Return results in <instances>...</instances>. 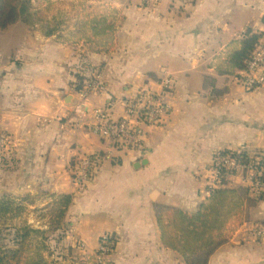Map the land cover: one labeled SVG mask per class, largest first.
I'll return each instance as SVG.
<instances>
[{"label": "crops", "instance_id": "1", "mask_svg": "<svg viewBox=\"0 0 264 264\" xmlns=\"http://www.w3.org/2000/svg\"><path fill=\"white\" fill-rule=\"evenodd\" d=\"M106 1L126 16L108 55L23 22L0 29V191L23 199L71 196L67 212L84 241L99 240V247L102 237H115L113 264H187L163 247L156 206L198 211L210 196L216 154L264 151V86L249 92L236 76L216 71L247 28L264 32V0ZM87 65L102 67L109 94L99 98L106 103L145 84L157 88L163 69L172 74L173 110L145 128L144 151L114 148L89 131L94 106L81 111L74 89ZM95 154L105 155L97 179L78 191L76 159ZM250 173L231 184L246 185ZM263 224L264 201L249 203L239 231L208 264H264V238L255 235ZM89 228L95 234L83 233Z\"/></svg>", "mask_w": 264, "mask_h": 264}, {"label": "trees", "instance_id": "2", "mask_svg": "<svg viewBox=\"0 0 264 264\" xmlns=\"http://www.w3.org/2000/svg\"><path fill=\"white\" fill-rule=\"evenodd\" d=\"M96 1L79 0L81 6L91 8L93 11L98 8L99 12L86 14L79 20L75 38L100 52L109 53L116 48L117 30L126 21V16L109 5L104 4L101 7L99 1L98 4L92 5ZM30 6V2L26 0H0V29H7L18 22L29 26L42 24L46 20L44 14L48 10L45 9L40 19L39 13L33 14ZM35 17H38V20H34ZM262 23L264 25V16ZM58 32L59 30L52 28L45 35L51 37L58 35ZM263 44L264 32L247 28L242 38L233 42L227 54L219 58L216 65L217 73L220 76H237L240 71L247 70L256 51ZM75 79L76 82L85 80L80 74L75 75ZM240 153L225 150L216 154V157L231 155L245 164L258 160L259 167L263 170L261 180L264 183V151L253 154L248 150H242ZM236 175V172H224L220 186L211 191L210 196L194 213L174 207L156 206V220L165 249L181 256L187 264H208L211 254L234 237L243 225L246 206L251 202L263 200V196H256L246 185L233 186L231 179ZM62 199L65 205L61 207L60 218H64L66 213L63 208L67 210L73 200L71 196H64ZM12 204L9 200H0V220L13 212ZM37 234L42 232L30 227L15 229L11 239L13 248L4 253L0 260L1 264H63L58 260H51L46 255L49 251L47 243L33 242V236ZM110 237L112 236L106 235L100 240V246L106 242H114L113 250L106 254L109 257L114 253L117 244L116 240ZM101 254L102 250L98 249L89 256L88 262L80 264H100L98 258Z\"/></svg>", "mask_w": 264, "mask_h": 264}, {"label": "built area", "instance_id": "3", "mask_svg": "<svg viewBox=\"0 0 264 264\" xmlns=\"http://www.w3.org/2000/svg\"><path fill=\"white\" fill-rule=\"evenodd\" d=\"M162 0H141L143 4H155ZM172 4H178L182 0H168ZM87 79L79 88L74 89L80 100V110L87 111L90 106L94 113V122L88 127L89 131L112 143V147L120 150L142 152L146 148L145 128L162 123L173 110V98L176 90V82L167 69L161 70L157 88L148 84L143 85L134 92L115 98L106 103L105 108L99 109L95 106L93 97L109 94L105 84L104 74L100 69L91 68L86 75ZM239 83L246 91L252 92L264 86V44L256 51L249 68L240 71L236 76ZM241 154V151H234ZM105 156V155H104ZM103 155H79L76 160V169L73 172L72 184L78 191L92 186L98 176ZM256 172L254 177H248L246 186L259 194V188L264 186L261 180L262 168L258 160L245 164L231 155L214 157L210 166L209 194L220 186V179L224 172ZM255 235L264 238V227L256 228ZM114 248V242H106L99 249L102 250L98 258L100 264H106L107 253Z\"/></svg>", "mask_w": 264, "mask_h": 264}, {"label": "rangeland", "instance_id": "4", "mask_svg": "<svg viewBox=\"0 0 264 264\" xmlns=\"http://www.w3.org/2000/svg\"><path fill=\"white\" fill-rule=\"evenodd\" d=\"M26 1L30 2L31 4L30 7L32 10L31 12L33 14L39 13V18L41 15H43L45 9L48 10L44 14L46 20H44L42 24L39 23L35 24L34 31H40L43 33V35H45V33L49 32L52 28H56L57 30H59L58 33L60 34L59 36L60 38L58 37L57 40L60 42L63 41L64 43L71 42L70 44L73 43V46L76 48L80 46L79 43L75 42L76 41L75 33L77 34L78 32L77 23L79 22V20L82 19L84 15L86 14L88 15L93 12L94 13L99 12L98 8L95 11H93L91 8L89 9L87 7L81 6V3L79 4V0H26ZM98 1L101 7L104 6V4L106 5L111 4L106 0H97L92 5L98 4ZM134 1L136 2L137 0ZM34 20H38V17H35ZM63 31L65 32L69 31L66 32L69 34L63 35L62 33ZM118 31L119 29L117 30V35L119 33ZM1 34L2 33L0 32V35ZM79 42L85 43L84 41L81 40ZM84 46L90 48L91 50L89 51H91L94 54L108 55L116 51L113 50L112 52L104 53V52H100V50L93 48L88 43H85ZM97 51H99L100 53ZM86 67L87 68L85 73H78L82 75L85 78V80L87 79L86 75L88 74L91 68H95V69L98 68L104 74V71L101 66L92 67L91 65H87ZM85 80L83 82H76L75 79L74 82L78 84L79 88H81L82 85H84ZM92 100L93 101L95 100L94 102L97 108L99 109L105 108L106 106L105 98L93 97ZM147 128L148 127H146V129ZM253 152H260V151L256 150ZM3 169L4 166H1L0 170L2 171ZM246 175H247L246 178L247 177L251 178L256 175V172ZM3 185L5 184L0 182V190H1V186ZM259 194L260 196H263V200L256 201L257 203L264 201V186L259 188ZM0 200H9L10 202L13 203L12 204L13 212H11L10 215L5 217V219L0 220V260L4 256L5 252H8L13 248V243L11 242L12 236L14 234L15 229L21 227H30L34 230L42 232V234H37L33 236L34 238L33 242L37 243L40 241L47 243V245H49V251L48 253H46V255L49 256L51 260H58L63 264H80L83 262L84 263L88 262L89 256L94 254L95 252L94 250L100 248V246L98 247L99 240L97 242L95 240L88 242L83 240L82 236L77 230L78 227L77 217H75L71 212L70 213L67 212L68 209L66 210V208H63V210H65L66 213L64 215V218H60L61 207L65 205V202L63 201L62 197L59 198V200L50 197L41 199V198H35V196L23 199L20 198L19 195H11L7 192L0 191ZM80 218L81 221L85 223L83 216H80ZM94 232H96V230L90 228H89V232L83 231L84 234L85 233L95 234ZM110 238L116 240L115 237L113 236ZM113 254L105 259L106 264L107 263L113 264L111 261V258H113Z\"/></svg>", "mask_w": 264, "mask_h": 264}]
</instances>
